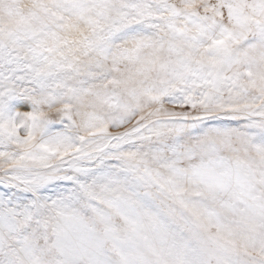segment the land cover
I'll return each instance as SVG.
<instances>
[{"label": "snow or ice", "instance_id": "snow-or-ice-1", "mask_svg": "<svg viewBox=\"0 0 264 264\" xmlns=\"http://www.w3.org/2000/svg\"><path fill=\"white\" fill-rule=\"evenodd\" d=\"M0 264H264V0H0Z\"/></svg>", "mask_w": 264, "mask_h": 264}]
</instances>
